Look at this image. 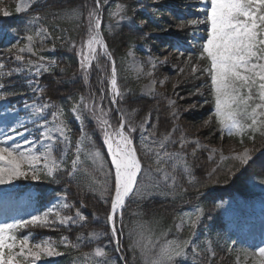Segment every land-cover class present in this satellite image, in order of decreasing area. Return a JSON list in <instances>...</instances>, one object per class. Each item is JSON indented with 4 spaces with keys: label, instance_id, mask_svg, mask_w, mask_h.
<instances>
[{
    "label": "trees",
    "instance_id": "obj_1",
    "mask_svg": "<svg viewBox=\"0 0 264 264\" xmlns=\"http://www.w3.org/2000/svg\"><path fill=\"white\" fill-rule=\"evenodd\" d=\"M183 3L189 5L192 0H182L180 4ZM194 4L197 7L201 5L199 2ZM141 5L139 0H100L98 15L102 20L101 32L116 62L118 86L123 93L122 99L116 98L117 107L107 90L111 62L106 57H101L99 67L97 63L93 64L86 74L80 68L81 41L87 38L88 13L97 7L96 0H36L29 11L18 13L13 9L9 17L0 18V30H7L0 36V56L11 52L10 49L18 38L26 35L35 37L39 27L47 29L52 43V51L40 53L51 65L47 67V71L41 72L39 83L41 92L53 104L58 121L67 125L69 143L61 141L57 144V170L51 176L47 172H41L40 179L33 182L38 190L35 204L40 207L56 195L62 194L67 197L73 210L79 209L86 219L69 225L37 224L22 231L24 234H31L32 238L53 241L61 255L48 264H145L140 249L133 252L129 247V229L135 228L137 224L143 226L144 235L153 242V252H157L169 242L177 244L188 241L190 233L180 232L177 228L178 218L186 209L197 207L203 224L209 222L213 227L224 230L228 224L227 214L223 210L226 200L244 199L249 202L264 197L253 187L255 181L264 180V127L260 131L244 135L247 140L251 136L255 143L252 159L246 165L239 164L232 158L219 163L213 161L212 164L216 166L214 171L206 174L213 165H207L203 154H197V162L186 158L173 164L160 159L161 162L157 165L156 157L152 156L148 145V133L155 130L154 138H161L169 133L173 127L171 109L168 102L160 96L142 95L140 82L130 74L125 63L128 50L142 41L151 44L155 39L151 36V30L159 28L147 14L151 10V2L147 4L148 12ZM156 6L165 22L173 23L169 21L173 15L187 23L188 12L181 13L183 9H175L164 3H157ZM181 37L183 36H178L177 40L160 38L158 42L163 46H173L174 50L184 51L187 49L183 43L186 39L180 40ZM199 46L200 44L191 51L197 52ZM11 76L0 75V84L3 85L0 96L21 104V96L29 92L30 88L21 75ZM191 80L193 79L190 78L189 81ZM208 80L206 76L205 84ZM188 86V92L191 93L197 88L195 83ZM90 95L95 99L90 100ZM81 96L85 98V104L91 102L104 108L113 127L120 122L119 112L123 113L127 121L137 126L136 132L131 135L142 161V172L138 178L142 196L130 197L126 202L123 231L118 233L119 247L111 236L107 222L109 202L114 192L111 195L101 194L98 187L105 182V171L113 172L106 154L103 134L95 118L87 111L80 113L82 119L79 120L71 111L74 104H79ZM198 99L207 106V115H212L207 128L215 130V137L226 138L227 133L220 130L213 113V97ZM203 118L200 116V119ZM142 139L147 141V152L141 147ZM79 141H83L80 152L82 164H78L76 171L69 175ZM97 151L100 156L94 157L93 154ZM163 166L168 169L156 170ZM107 180L109 184L112 183L111 176ZM106 200L109 202H105ZM64 237L68 238L67 242ZM77 244L79 247L74 248L73 245ZM223 252L219 249L220 262L217 261V264L223 262ZM173 264L193 263L175 258Z\"/></svg>",
    "mask_w": 264,
    "mask_h": 264
},
{
    "label": "rangeland",
    "instance_id": "obj_2",
    "mask_svg": "<svg viewBox=\"0 0 264 264\" xmlns=\"http://www.w3.org/2000/svg\"><path fill=\"white\" fill-rule=\"evenodd\" d=\"M35 1L0 0V8L6 9L11 14L13 9L16 11L17 7H21L22 10L19 13H22L29 11ZM139 1L144 11H147V4L151 2V10L146 13L159 28L151 30V36L155 38L151 41V44L142 41L128 50L125 56L126 67L130 74L140 82L142 95L148 97L160 96L168 102L173 120L172 129L164 135L170 134L169 140H163L164 136L161 138L148 137V145L150 146V152L153 154L152 156L155 158L156 153H159L160 159L176 164L186 158L197 162L199 161L197 154H203L207 165L209 167L213 165L210 171L207 170L206 174H211L214 171L216 166L212 164L213 161L219 163L227 158L234 159L237 154L243 153L245 148L251 150L250 155L252 157L255 143L252 141L251 136H248L249 140L244 137L245 134L249 133L248 131L242 135H227L226 138H218L214 136L215 130L208 129L205 124V121H209L212 115H207V106L203 102L200 103L198 98H209L211 96L209 92L210 77H208L209 80L205 84V78L208 75L200 70L192 71L197 64L201 68L205 66V62L198 59V52L208 29V25L203 19L205 16L204 3L201 0H192L189 5L184 4L185 2L180 4L182 0H173L174 2H170L171 0ZM195 2H199L201 5L199 7L194 6ZM157 3L168 4L169 7L173 6L175 9H183L184 11L181 13L188 12L187 23H183V20H179L177 16L173 15L169 18V21L173 23L165 22L162 19L163 16L157 10ZM115 15H118V12H115ZM1 17H5L2 12H0ZM195 18H200L201 22L196 26L190 25L188 22ZM194 32L196 33L195 36L193 35ZM27 36L18 38L15 45L10 49L11 52L2 54L0 58V63L5 66L0 69V74H4L6 77L8 74L12 75L11 77L16 74L21 75L30 88L29 92L21 96L22 104L9 99H0V118H7V124L3 119H0V135H10L14 139L9 143H16L19 140V144L25 147L27 146L24 145V141L35 140L37 151L42 153L50 149L58 166L55 150L58 142H63V139L60 138L59 132L54 129V125L59 122L58 114L53 110V104L41 92L39 79L43 69L40 70L39 75H35L36 68L34 66L30 70H23L25 68L24 61L31 60L34 64L40 63L38 57L43 56L40 53L52 51V43L49 35L44 38L35 34L32 42L33 53L19 52L20 48L29 46ZM178 36H183L180 40L186 39V41H183L187 48L184 51L174 50L173 46H163L158 42L160 38L177 40L179 39ZM42 39L44 41L43 45L41 44ZM197 44H200V46L198 51L194 53L191 49H195ZM17 55L22 56L24 61H17L15 59ZM190 55L192 63L185 67ZM43 63L46 67L51 65V62L46 60L45 57ZM180 69H184V71L181 72ZM149 72H151V76L147 75ZM190 78L193 79L191 82L189 81ZM153 81H155L154 93H150L147 86L152 84ZM194 83L197 87L196 90L192 93L188 92V85ZM169 101L174 103L170 104ZM45 104L49 106L44 108L42 112H37V109ZM33 105H36L35 109L32 107ZM173 113H178V116L174 118ZM200 116L204 118L200 119ZM13 122H16L14 130L9 126ZM45 124H47V128L53 129L50 133L53 137L52 140H47L41 135V132L45 130L42 125ZM173 129L176 130L173 131ZM181 137H183V143H181ZM152 140L163 141L164 146L161 148L157 144H152ZM166 153L172 154L173 158L169 159ZM234 160L242 164L239 160ZM44 163L43 157L37 162L40 173L46 172L43 168ZM162 169L166 171L168 167L163 166ZM26 170L29 169L26 168ZM33 182L35 181L31 179H19L12 184L4 185L3 191L0 193L8 192L11 195L0 198V223H14L21 219L30 220L32 215L44 216L48 213L47 218L50 221L48 225L50 226L72 224L70 221L66 224L60 223L61 217L68 215L75 217L76 210H73L67 197L59 194L47 204L37 207L32 199L38 194ZM253 187L264 196V180L255 181ZM25 189L27 191L22 193L21 191ZM19 193L21 195H17ZM64 197H66V200L63 199ZM223 210L227 214L228 221L224 230L213 227V224L209 222L203 224L204 221L201 218L196 220V217L200 215L197 207L192 206L182 212L177 221V228L180 232L187 231L190 233V237L184 247L183 256H176L174 259H181L182 262L189 261L193 264L199 262L217 264V261L220 262L218 260L220 249L224 251L222 254L223 262L220 264H257L258 249L264 247V197L249 202L244 199H240V201L226 200L223 204ZM193 223L195 226H193ZM32 225L37 224H29V226ZM25 236L29 238L30 244L49 242L58 251V248L50 239L39 240L35 237L32 238L29 233L23 234L17 239H23ZM166 245L172 246L175 244L169 242ZM53 258L55 257L42 256L36 264H48Z\"/></svg>",
    "mask_w": 264,
    "mask_h": 264
},
{
    "label": "snow or ice",
    "instance_id": "obj_3",
    "mask_svg": "<svg viewBox=\"0 0 264 264\" xmlns=\"http://www.w3.org/2000/svg\"><path fill=\"white\" fill-rule=\"evenodd\" d=\"M201 2L205 5L203 19L207 23L208 29L206 37H203L198 59L204 61L205 66L201 68L197 64L192 71L200 70L210 77L209 92L213 97L214 116L222 132L233 136L242 135L246 131L252 133L260 131L264 127V0H201ZM96 5L97 7L88 13L87 39L81 41L79 50L80 68L86 74L92 68L93 61H97L99 67L97 48L103 49V56L111 62L112 102L116 103V98L122 99L123 93L117 85L116 62L100 33L101 19L98 15L100 0H96ZM21 10V7L16 8L18 13ZM0 12L5 17L10 15L9 11L3 8H0ZM121 20H123V17H121ZM200 22V18H195L188 23L196 26ZM6 32L7 30H0V36H3ZM193 35L195 36L196 33L194 32ZM36 36L47 38V29L41 27L36 32ZM26 39L29 46L20 48L19 52L33 53L32 42L34 37L28 35ZM43 42L42 39V45ZM72 46L75 47L74 44ZM176 46L179 47V44ZM15 59L24 61V58L20 55H17ZM38 60L40 63L35 64L31 60L24 61L25 68L23 70H30L34 66L36 68L35 75H39L41 69L47 71L48 69L43 63L44 57L39 56ZM191 63L192 57L190 55L185 67H188ZM4 67V64L0 63V69ZM180 71L182 72L184 69H180ZM147 75L151 76V72ZM85 79H87V75H85ZM154 85L155 81L147 86L150 93H154ZM2 88L3 85L0 84V89ZM92 99H95V97L90 95V100ZM79 100V104H74L71 111L77 114L76 119H82L80 113L84 111L95 118L103 134V142L107 147V152L111 156L110 163L114 165V173L111 170H106L105 182L99 184L98 187L101 194L111 195L114 192L110 202L108 200L105 202L110 203L107 222L111 236L117 247H119L120 242L117 237L118 233L123 231L125 201L130 197L142 196L141 182L138 180L142 172V161L138 156L137 147L134 145L131 135V133L136 132L137 126L127 121L121 113L118 126L113 127L104 108L91 102L85 104L83 96ZM169 103L173 104L174 102L169 101ZM48 106L47 104L42 105L41 108L37 109V112H42ZM32 107L35 109L36 105ZM177 116L178 113H173L174 118ZM0 119H3L7 124L6 117ZM15 123L9 125L13 130L15 129ZM208 123L210 121H205L206 125ZM140 127L143 129V124ZM42 128L45 130L41 132V135L47 140H52L53 137L50 133L53 129L47 128V124L42 125ZM126 128L127 131H125ZM54 129L59 132L60 138L63 139L65 144L69 143L66 132L67 125L63 121L57 122ZM175 130L173 129V131ZM154 134L155 130L148 133V136L153 137ZM141 135L144 136L143 131ZM13 139L10 135H0V185H9L19 179L39 180L40 170L37 168V162L41 160V157L45 161L43 168L46 170L47 175L51 176L57 170L58 166L50 149L41 153L35 147V140L24 141V145L27 146L25 147L19 143H9ZM169 139L170 134L163 138V140ZM82 143L83 141L77 142L76 156L71 162L72 167L69 175L76 171L78 164H82L80 160ZM151 143L157 144L161 148L164 146L163 141L160 140H152ZM181 143H183V137H181ZM146 144L147 141L142 139L141 147L144 148L145 152L149 151V148L145 147ZM250 151L245 148L243 153L237 154L234 159L246 165L252 159ZM93 155L99 157L100 153L97 151ZM166 155L169 159L173 158L172 154L166 153ZM160 162L159 153H156L157 165ZM100 167L103 169V164ZM26 168L29 170H26ZM156 170L163 171L159 167ZM109 176L112 177L111 184L107 180ZM10 195L11 193L2 192L0 198H6ZM63 199L66 200V197ZM57 215L59 214L57 213ZM47 217L48 213L44 216L32 215L30 220L21 219L14 223H0V264H36L42 256H60L61 253L49 242L30 244L27 236L18 240L14 234V229L26 228L29 224L48 225L50 221ZM85 219L81 211L77 209L75 217L71 215L61 217L60 223L66 224L70 221L72 224H78ZM199 219L200 216L198 215L196 220ZM118 223L120 227H117ZM193 226H195L194 223ZM128 236L130 240L129 247L133 252L137 248L140 249L145 264H173L174 257L183 256L184 246L187 243L186 241L180 242L174 246H165L157 252H153V242L144 235L143 226L140 224H137L135 228H130ZM63 239L65 242L68 241L67 237ZM73 247L78 248L79 244L73 245ZM97 252L103 255L99 249H97ZM258 252L257 264H264V247H260Z\"/></svg>",
    "mask_w": 264,
    "mask_h": 264
},
{
    "label": "bare ground",
    "instance_id": "obj_4",
    "mask_svg": "<svg viewBox=\"0 0 264 264\" xmlns=\"http://www.w3.org/2000/svg\"><path fill=\"white\" fill-rule=\"evenodd\" d=\"M18 139H19V138H18ZM16 143H20V141L17 140ZM3 187H4V185H0V192L3 191Z\"/></svg>",
    "mask_w": 264,
    "mask_h": 264
}]
</instances>
